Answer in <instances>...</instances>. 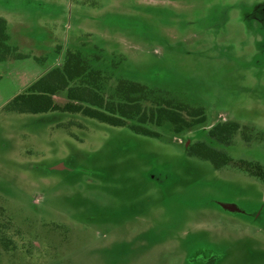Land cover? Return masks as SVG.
<instances>
[{
	"label": "rangeland",
	"instance_id": "374dc122",
	"mask_svg": "<svg viewBox=\"0 0 264 264\" xmlns=\"http://www.w3.org/2000/svg\"><path fill=\"white\" fill-rule=\"evenodd\" d=\"M0 18L19 55L0 62V264H264V183L237 166L264 168V0H0ZM67 52L106 98L128 80L205 122L151 138L3 110ZM221 122L229 146L208 137ZM198 141L231 162L187 155Z\"/></svg>",
	"mask_w": 264,
	"mask_h": 264
},
{
	"label": "trees",
	"instance_id": "16d2710c",
	"mask_svg": "<svg viewBox=\"0 0 264 264\" xmlns=\"http://www.w3.org/2000/svg\"><path fill=\"white\" fill-rule=\"evenodd\" d=\"M18 56L9 45L7 23L0 18V62ZM104 79L80 53L67 52L59 67L30 84L22 96L13 98L3 110L34 115L56 111L79 114L112 127H128L135 134L151 138H160L157 130L165 124H170L175 134H181L205 122L203 108L191 107L128 80L119 81L113 94L106 98L102 92ZM60 92L66 93L67 102L63 106L54 102ZM239 129L236 123L221 122L208 131V137L219 145L229 146ZM186 153L210 162L215 170L231 162L226 152L202 141L188 145ZM237 166L264 183V168L260 164L241 161ZM3 244L7 248L5 241Z\"/></svg>",
	"mask_w": 264,
	"mask_h": 264
},
{
	"label": "crops",
	"instance_id": "0c3cea01",
	"mask_svg": "<svg viewBox=\"0 0 264 264\" xmlns=\"http://www.w3.org/2000/svg\"><path fill=\"white\" fill-rule=\"evenodd\" d=\"M7 23V22H6ZM7 29H8V24H7ZM9 41H10V36H9ZM15 49V48H14ZM5 62H9V63H11L12 61H11V59H8V60H6Z\"/></svg>",
	"mask_w": 264,
	"mask_h": 264
}]
</instances>
